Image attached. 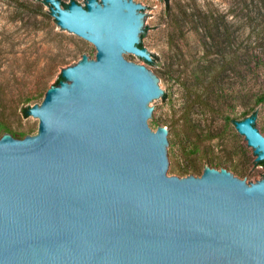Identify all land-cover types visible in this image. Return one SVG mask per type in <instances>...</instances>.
Segmentation results:
<instances>
[{
	"label": "water",
	"instance_id": "obj_1",
	"mask_svg": "<svg viewBox=\"0 0 264 264\" xmlns=\"http://www.w3.org/2000/svg\"><path fill=\"white\" fill-rule=\"evenodd\" d=\"M39 1L97 52L29 109L37 135L0 138V264H264V179L172 176L175 135L154 112L170 95L130 61L157 65L149 9ZM236 129L264 166L259 117Z\"/></svg>",
	"mask_w": 264,
	"mask_h": 264
},
{
	"label": "rangeland",
	"instance_id": "obj_2",
	"mask_svg": "<svg viewBox=\"0 0 264 264\" xmlns=\"http://www.w3.org/2000/svg\"><path fill=\"white\" fill-rule=\"evenodd\" d=\"M138 1L149 9L146 50L157 65L130 61L157 74L170 95L154 112L175 135L172 176L215 167L248 184L264 179L255 149L236 129L259 117L264 136V0ZM50 13L39 0H0V138L37 135L40 121L24 110L40 105L66 68L96 57L89 42L49 22ZM198 68L213 75L199 83Z\"/></svg>",
	"mask_w": 264,
	"mask_h": 264
},
{
	"label": "trees",
	"instance_id": "obj_3",
	"mask_svg": "<svg viewBox=\"0 0 264 264\" xmlns=\"http://www.w3.org/2000/svg\"><path fill=\"white\" fill-rule=\"evenodd\" d=\"M46 19H47L49 22H51V21H53V20L56 21L55 19H53L51 13L46 15ZM139 46H140L141 48H143L142 43H140ZM205 69H206V70H205ZM207 71L209 72V71H211V69L207 70V68H204V69H202V68H198L197 70H195L194 73H193V74H194V78H195V80H196L197 82H199V83H202L203 80L206 79L205 77L209 76L210 74L213 75L212 72H209V73L207 74ZM213 79H214V80L217 79V84L219 83V81H218L219 76L214 75V76H213ZM63 80H64L63 76L60 75L58 81L56 82V84L58 85V84H59L61 81H63ZM45 95H46V94H44L42 97H44ZM258 103H259V104L264 103V96H261V97L259 98ZM30 108H31V107H28V108H26V109L24 110L25 117H29V113H28V111H29ZM245 116H247V114H246ZM6 131L9 132L10 130L6 129ZM260 163L264 165V162H260ZM196 171H197L196 168H191V169H187V170H184V169H178V170H177V172L180 173V174H182L183 176H184V175H186V176H188V175H189V176H193L194 172H196ZM243 177H244V175L241 174V178H243Z\"/></svg>",
	"mask_w": 264,
	"mask_h": 264
},
{
	"label": "flooded vegetation",
	"instance_id": "obj_4",
	"mask_svg": "<svg viewBox=\"0 0 264 264\" xmlns=\"http://www.w3.org/2000/svg\"><path fill=\"white\" fill-rule=\"evenodd\" d=\"M75 1V0H74ZM68 5H65V6H63V7H67Z\"/></svg>",
	"mask_w": 264,
	"mask_h": 264
}]
</instances>
